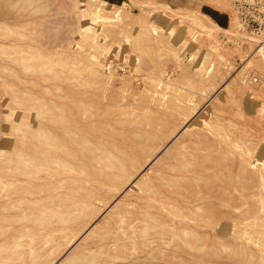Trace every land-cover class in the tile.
<instances>
[{"label": "rangeland", "instance_id": "rangeland-1", "mask_svg": "<svg viewBox=\"0 0 264 264\" xmlns=\"http://www.w3.org/2000/svg\"><path fill=\"white\" fill-rule=\"evenodd\" d=\"M236 1L220 0L218 3L217 10L222 11L225 16L226 23L223 27L229 26L231 18L235 22L230 27L232 34L212 29L211 35L214 39L212 43L208 41L207 34L200 32L189 19L191 13L196 17L197 0H122L112 6L109 3L106 5L107 8H116L125 2L127 7L124 17L112 20L77 15L80 11L70 0H0V4L3 2L15 7L24 6L27 9L31 7L34 11L33 15L37 17L26 26L0 22V188L5 187L4 191L0 189V243L6 241L5 237H8L10 231L8 223L1 218L2 206L7 204L8 195L21 197L20 194H24L23 199L31 196V192L35 189L33 186L38 180L36 167L39 159L44 158L42 162L50 159L54 163L55 160L60 159L58 162L61 163V159L80 158L77 153V156L75 154L76 157H73L68 151L65 152L63 146L56 148L62 142L59 139L65 130L64 128L62 130V127H66V130H74L78 138L84 139L86 134V138H91L92 141L97 138L111 148L120 140V136L117 135L119 120L138 116L142 120L146 118L144 123L147 126H150L152 121L149 118H156L153 129L157 131L151 140L144 143L146 150L136 151L138 159L141 160L139 163L144 168L140 169L143 170L142 174H137L133 182L124 188L125 191L122 189L125 194L120 191V196L117 194L115 197L117 200L113 199L105 207L106 209L103 208V213H100L101 209L98 208L101 203L96 202L97 205H89V210L86 208L87 214L77 215L72 222L74 225L71 223L69 227L72 230L68 228L65 231V238L60 239L61 242L57 240L60 248L56 241L51 244L55 252L50 248L43 254L45 258L48 255L46 262L50 260H48L50 254L52 258L74 231L82 227L87 217L97 215L94 226L91 227L101 228L103 223L104 227H102L108 228V224L104 222L107 220L109 222L108 218L112 216V212L114 214V211L118 212L124 205L134 203L138 198L134 195L136 191L134 180L148 179L156 173L154 162L152 163L150 158H145V155L151 154L152 151L156 152L158 143L162 144L167 140L170 128L177 126L179 132L176 137H180L187 130H197L201 135L199 139L195 134L185 135L184 143L187 150H197L200 146L208 153L211 150H218V154L223 159H216L203 170V183L195 191L197 193L195 201L198 205L192 212L185 210H174L170 214L165 212L162 215V222L161 218L154 216L151 220L156 218L159 220H155V223L152 221V227L146 231V235L136 240L135 251L123 255L112 250L113 256L107 253L109 256L106 259L112 258L114 260L112 264H264V83L262 82L264 60L256 57L259 52L264 54V46L261 47L257 43L250 45L243 38L261 36L264 40V0H249L258 3H247L249 6L242 13L239 12L240 8ZM94 2L101 7L107 3L104 0ZM200 8L203 12L211 10L205 4ZM81 21H89V24L87 23L85 28H80L78 25ZM42 31L43 37L39 36L33 40L32 37ZM183 68L185 69L181 70ZM157 77L159 80L163 78L165 82L162 83L161 80L158 82ZM255 77H259V80H254ZM225 81L228 83L224 86ZM158 94H161V98ZM207 97H210L209 100ZM150 98L154 99L150 100ZM99 102L106 106L102 104L99 106ZM149 106L151 110L147 108ZM84 109H87V113ZM200 109L202 110L199 111ZM124 110L131 115L127 116L126 111L127 114H123ZM63 111H67L68 115L61 114ZM151 111L156 112L151 113ZM196 111H199V114L197 112L195 115ZM55 112L57 115H54ZM162 113L164 119L159 120L158 116ZM52 115H54L53 119L49 118ZM69 119L72 123L74 121L71 128ZM49 120L52 123L54 121L55 124L49 123ZM112 120L116 122V126L112 124ZM60 121H63V124ZM183 121L184 124L192 122L191 129H185L187 126L181 123ZM49 126L54 127L51 132L58 131V134L54 132L57 134L54 136L53 133H49ZM35 129L39 132H34ZM33 132L41 135H35L37 137L34 139ZM37 138H41L40 142ZM174 139L156 152V161L163 160L164 153L175 151L174 144L178 138ZM37 140L36 148L40 147L36 150L33 143L37 144ZM54 141L58 142L55 148L52 144ZM50 146L56 151L54 152ZM66 147L65 150L69 151L74 148L73 145L68 144ZM40 152L44 153L41 154L43 156L46 154V158L40 155L41 158L38 159L36 156H39ZM16 153L20 155L21 160H16ZM57 154L60 157L62 154V157H56ZM56 165L58 168H54L56 174L54 179L56 177L59 179L63 177L65 170L61 171L65 167ZM42 168L44 167L41 165ZM151 168L155 171L152 172ZM27 170H31L29 176L25 175ZM144 172L147 173L143 175ZM16 179L20 184H13L18 183ZM20 179L25 182H21ZM58 179L55 181H59ZM9 181H12L11 184ZM63 181L53 184L54 188L57 191L61 190L62 193L67 189L65 193L72 191L71 193L78 194L79 190V192L84 189L89 190L87 186L92 185V182L83 179L77 184L69 185V189L66 183L62 184ZM60 184L62 186L57 189V185ZM16 185L18 190L15 189ZM128 190L129 193L126 194ZM112 192L113 189L108 194L104 193L105 197ZM97 209H100L98 210L100 215L94 212ZM184 214L188 216L185 217ZM168 215L176 216L171 220ZM167 221L172 227L166 226ZM102 229L103 233L106 229L104 231ZM88 230L62 253L60 259L64 260L70 255L75 249L73 244L82 245ZM154 231L161 234L157 235L159 238L154 236L153 239L151 234ZM102 233L97 229V235L94 233V237L98 238ZM43 255L41 257L44 258ZM43 258L42 261L40 260L43 262L41 264H46Z\"/></svg>", "mask_w": 264, "mask_h": 264}, {"label": "bare ground", "instance_id": "bare-ground-1", "mask_svg": "<svg viewBox=\"0 0 264 264\" xmlns=\"http://www.w3.org/2000/svg\"><path fill=\"white\" fill-rule=\"evenodd\" d=\"M70 1L80 11V13H77V15L80 14L83 17L84 16L85 17L94 16L96 18H101V19L104 18V19H111L112 20V19H119L123 15H126V9H127L126 4H125L126 2L119 4L118 7H116V8H111V7L107 8L106 5L109 4L108 2L105 4L104 7H101L99 4H96L94 2V1L101 2L102 0H70ZM218 3H220V0H197L198 9L196 12L197 13L196 17H195V14H192V13H191V15H189V19L192 22V24L200 32L207 34L208 41L212 42V43H214V39L212 38V35H211L212 29L218 30L220 32L231 33L230 27L235 22L231 18L228 27L217 26L216 24H214V22H212L210 20V18H208V16H206L200 10V6L204 5V4L209 5L215 9H219ZM109 5L112 6L113 4H109ZM163 5L161 4V6H163ZM164 6H166V5H164ZM30 10H32V12H29ZM35 11H37V10H35ZM33 14H34V11L31 7L27 9L24 6L15 7V6H12L11 4L3 3V2L0 4V22L2 24H4V23L5 24L15 23L16 25L26 26L28 24H31L32 21H35L37 19V17ZM186 20H187V18H186ZM87 23L89 24V21H83V22L81 21L78 26L80 28H85L88 25ZM49 28H50V26H49ZM39 36L43 37V31L40 33L37 32L35 37H32V38H33V40H36L34 38H36V37L39 38ZM243 38H244V41L250 45L257 43V45H261V47L264 46V40L261 36H249V37L244 36ZM13 42L15 43V40H13ZM216 46H217V44H216ZM190 50H192V49H190ZM192 52H194V51L192 50ZM192 55H194V53ZM192 55L190 54V56H192ZM256 57L264 60V54L262 52H259ZM191 58H193V56ZM254 63H256V62H254ZM250 64H252V63H250ZM256 64H259V62ZM187 68L188 67L186 66V69ZM161 69H163V68H161ZM184 69L185 68H183L181 70H184ZM235 71H236V75H237V70H235ZM165 72H163V73L166 74ZM78 75H76V76L78 77ZM241 75H242V72H241ZM79 76H81V74ZM229 77H231V75ZM263 77H264V75H263ZM165 78H166V75H165ZM157 79H158V82L160 80L162 83H163V81L165 82V80L163 78H160V80H159V78L157 77ZM168 79H169V77H168ZM150 80H151V78H150ZM155 80H156V78H155ZM254 80H259V77H255ZM226 81H225L224 86L227 85L226 83H228ZM168 82H167V84H169ZM262 82L264 83V81H262ZM104 83H105V81H104ZM106 83H108V82H106ZM162 85L166 86V84H162ZM221 87L223 88V86H221ZM218 89L219 88H217L216 90H218ZM153 91H154V89H153ZM88 94H90V93H88ZM158 95H159L158 97L161 98V94H158ZM210 97H207L208 100ZM72 98H74V97H72ZM153 99L154 98H150V100H153ZM204 103H203V105H205ZM101 104L104 105V103H100L99 106H101ZM157 104H158V102H157ZM65 105H66V103H64V106ZM136 105L139 106V104H136ZM82 106H83V104H82ZM104 106H106V105H104ZM155 106H156V104H155ZM114 107H115V105H114ZM62 108H63V106H62ZM102 108H103V106H102ZM147 108H149L151 110L150 106ZM99 109H100V107H99ZM84 110L87 113V109H84ZM201 110L202 109H200L199 111H201ZM61 111H62V109H61ZM125 111L126 110H124L123 114H125ZM153 111H151V113L156 112V111L155 112H153ZM199 111L194 112L195 115L197 112L199 114ZM126 112L128 113V114L126 113L127 116H129L130 113L128 111H126ZM144 112H145V110H144ZM205 112H207V111H205ZM139 113H141V112H139ZM139 113H137V114H139ZM148 113H146V116H148L147 115ZM164 113H166V112H164ZM55 114L57 115L56 112L54 113V115ZM61 114H67L68 115L67 111H63ZM73 114L74 113L72 111V115ZM89 114H90V112H89ZM102 114H104V113H102ZM36 115H38V113ZM54 115H52V117L49 116V118L53 119ZM59 115H58V117H59ZM86 115H88V114H86ZM141 115H142V113H141ZM79 116L81 117L82 115H79ZM93 116H94V113H93ZM188 116H190V114ZM63 117L64 116L62 115V119H63ZM162 117H164L163 113H162V115L160 114V116H158L159 120L164 119ZM193 117H195V116H193ZM201 117L203 118V116H201ZM55 118H56V116H55ZM199 118H200V115H199ZM149 119L152 120L150 126H147L144 123L146 118H145V120H142L138 116L135 118L128 117L127 119L119 120L118 123H120V124H118L119 127H118V132H117L118 134L117 135L120 136V140L117 142V145H113V146H111V148L107 146V143H104V141H99V140H97V138L95 141H92L91 138H86V134H85L84 139L78 138L77 136H75L76 134L74 133V130L71 129V131H70V130H66V127H62L61 128L62 130H63V128L65 129L64 132L62 133L63 135L61 134L62 137L60 135L61 138H59L60 141H62V142L59 145H57L56 148H59V146H63V147H65V148H63L65 152L68 151V153H70V155L73 157H76L78 154V157H80V158L79 159H77V158L72 159L71 158V159H64V160L61 159V161H62L61 163L58 162L60 160L59 159L57 161L55 160V163H54V162L50 161V159H47V160L45 159L44 162L41 161L44 158L39 159V158H41L40 155L44 154L43 153L44 151L40 152L39 156L38 155L36 156L39 159V163L37 161L38 167H36V169H37L36 170V177L38 180H36L37 181L36 185L33 186V187H35V189L32 188V189H34V191L31 192L32 193L31 196H28V198L23 199L22 196H24V194L23 195L20 194L21 197H16L17 195H13V197H11V196L9 197V195H8V197H7L8 201L6 202L7 204L2 206L3 215L1 216V218L8 223V227L10 228V231H9L8 237H5V238H7L6 241L4 240V242L0 243V264H41V263H43V262H41L42 261L41 259L43 258L41 256L43 254H45V252L50 248L52 251L54 250V249H52L54 247H52L51 244H53L57 240L60 241V239L65 238V231L69 227H71V223L74 222L77 215H80V214L84 215L89 210L88 209L89 205L94 206L96 204V202L101 203V206L99 205L100 207L96 206V208L98 207L101 210L97 209V211H94V212L96 213V212H98V210H100V213H103L102 212L103 208H105L107 205H109L110 202H112V200L115 199L117 194H118V196H120V191L123 192L122 189H124L126 186H129L130 183L133 182V179L135 176H137V174L140 175V174H142L141 171L143 172V170H140V169H144V168H142V164L139 163V161H141V160L138 159V156H137L138 152L136 153V151L137 150L141 151V150L145 149L146 144L144 145V143L147 142L148 140H151L152 136L154 137V135L157 133V131H154V129H153V124H154L156 118H149ZM38 120H37V122L42 121L41 119L39 121ZM97 120L99 121L100 119H97ZM106 120H107V118H106ZM113 120H112V122H113ZM115 120H118V118ZM88 121H87V124H88ZM107 121L109 122V120H107ZM48 122L52 123V122H50V120ZM62 122L63 121H60V123H62ZM69 122H70V128H71L74 121H73V123L71 122V120ZM184 122L185 121H183L181 123L184 124ZM40 123H36V124H40ZM164 123H165V121H164ZM52 124L53 125L55 124L54 121ZM68 124L69 123H67V125ZM94 124H96V123H94ZM112 124L116 126V122L115 123L113 122ZM49 125H51V124H49ZM67 125H65V126H67ZM192 125H193L192 122L191 123L187 122L186 124H184V126H187V128L185 127V129H191ZM180 126L183 127L181 124H180ZM57 127H55V128H57ZM67 127H69V126H67ZM106 127H105V129H106ZM53 128L52 127L50 128V126H49V130H50L49 133H51V134L53 133V135L55 136L58 134L57 133L58 131L57 132L54 131L55 133H57V134H54V132H51L53 130ZM98 129H100V128L98 127ZM170 129L171 130H170V132L166 138L167 140H165V142L162 144L158 143V146L156 147L157 148L156 152H158L160 150V148L163 149L164 147H166L168 145V141H171L174 138H178V140L174 144L175 151H173L171 149L172 150L171 152L164 153V157L161 156V157H163V160L161 159L159 161L155 160V158H157L156 152L152 151L151 154L145 155V158H147V159L150 158L152 163L153 162L155 163V164L153 163V165L156 167V173H154V175L151 176L150 178L148 177V179L146 178L144 180H140V178H139V181L134 180V184H135L134 189L136 190L134 195H137L139 199L136 196V198H137L135 200L136 202L134 201V203L130 202V203L124 205L123 208L121 209L122 211L121 210H119L118 212L114 211V214L112 212V216L109 214L111 216L108 218V219H110L109 222H108V220L104 222L106 225L108 224V226H107L108 228H103L104 227L103 223H102L103 227L100 224H98L99 226H101V228H98V227H96V228L98 230L100 229V233H102L101 232L102 228H103L102 231H104V229H106L98 238L96 236L94 237L97 229L94 227H91V226H94V222H95L97 215L96 214H95L96 216L91 215L92 214V212H91V214H90L91 217L90 216L87 217L86 221L82 223L83 224L82 227H80L79 230H75L74 233L72 232L73 235L70 236V238H68V240L66 239L67 241L64 239L66 241V243H63L64 244L63 247L59 251L56 250L58 252H56L52 258H50L51 254L49 255L48 260L49 259L50 260L48 262H46V258L48 255H46V258L43 255L45 258L44 262L46 264H67L68 262H69L68 264H112L114 261L112 258L106 259L109 256L108 254H111L112 250H114L115 252L117 251V253H119V252L123 253V255H125V253L127 254V252H129V251L130 252L135 251L136 248L134 246V243L136 242V240L139 238L142 239V237L146 235V231L150 227H152V224H151L152 221L155 223V220H157V218H161L160 219V221H161L163 218L162 217L163 213L167 212L168 214H170L174 210L175 211L176 210L177 211H180V210L184 211L185 210L186 212L187 211L192 212L193 208L196 205H198L195 201V197L197 195V193H195V191L198 189L199 185L203 183L202 182L204 180L203 179L204 178L203 173H202L203 170L208 167L209 163L216 161V159H223V158L221 157V155L218 154V150H211L210 153H208V152L203 151L201 146L197 150H187L185 143H184L185 138H186L185 135H194L195 134L199 139L201 137V135H199L197 133V130L196 131L187 130V132H184L180 137H176L178 135V132H179L177 130V126H174V127L172 126ZM13 130H15V128ZM80 130H82V129H80ZM88 130L89 129H87V131ZM36 131H37V129L34 130V132H36ZM95 131H97V130H95ZM38 132H36V133H38ZM36 133H34V139L39 135ZM103 134H104V131H103ZM35 135H37V136L35 137ZM27 138H28V135H27ZM112 138H114V137H112ZM37 139L40 142L41 138L40 139L37 138ZM93 139H95V138L93 137ZM38 140H37V144H36V142H34L36 140L32 141V142H34L33 144L35 145L34 148H36V146L38 145ZM174 140H176V139H174ZM56 141H59V140H56ZM47 144H48V141H47ZM52 144L54 145V148H55V145L58 144V142L55 143V141H54ZM67 144L69 146L73 145V147H74L73 150L72 149H71V151L65 150L67 148L66 147ZM39 147L40 146H38V148ZM10 148H11V146H10ZM38 148H36V150ZM54 148H52V150ZM151 148L153 149V146H151ZM47 149H45V150H47ZM8 151H9V149H8ZM12 151H14V150H12ZM49 151H50V149H49ZM55 151H56V149H54V152ZM57 151H58V149H57ZM8 153H10V151ZM16 154H17L16 160H18L20 155H18V153H16ZM51 154H52V151H51ZM75 154H76V156H75ZM45 155L44 156L41 155V156L45 157ZM54 155H55V153H54ZM60 155L62 157V154H60ZM21 157H24V155H21ZM56 157L61 158L59 155ZM145 158H143V159H145ZM6 160H8V159H6ZM19 160H21V159H19ZM32 160H35V159H32ZM22 161H24V159H22ZM51 163L54 165H52ZM252 163L250 165H252ZM56 164L63 165L65 167V169H63L61 171V172H63L65 170L63 172V177L62 178L60 177L59 179L57 177L54 179V176L56 175L54 168H56V167L58 168V165H56ZM41 165L44 167V168H42V169H44L43 173L41 172L42 171ZM63 166L61 168H63ZM13 168H15V167H13ZM17 168H18V166H17ZM19 168H20L19 170H21V167H19ZM151 169L153 170V168H151ZM29 171H31V170H27L25 175L29 176ZM137 171H140V172L137 173ZM154 171L155 170H153L152 172H154ZM149 172H151V171H149ZM56 173L58 174V172H56ZM146 173L147 172H144L143 175H145ZM26 178H28V177H26ZM57 179L59 181H55ZM83 179H84V181L92 182V185L90 184L92 187L91 186H89V187H91L93 189H91L87 186V189H89V190H85V189L83 190V188H82L81 190H83V191L79 192L80 191L79 190L78 194H77V193H71L72 191H70L69 193H65V192H67V189L65 188L66 191H64L62 193V192H60L61 190L57 191L54 188L55 185H53L54 182H60L61 180H64L65 182L63 181L62 184L65 185V183H66V185H68V188H69V185L75 184V183L77 184V182L83 181ZM15 181H17L18 183H13V184H20L19 180L16 179ZM10 182H12V181H9V183ZM21 182H25V180H21ZM2 184L4 185V183H2ZM62 184L57 185V189H58V187H61ZM12 187H14V185ZM4 188H2V189L0 188L1 191ZM71 188H73V187H71ZM15 189H17V185H16ZM111 189H113V192L108 197H105L104 193L108 194ZM6 190H8V189H6ZM75 190H76V188H75ZM26 191H29V190H26ZM26 191H25V193H26ZM124 191H125V189H124ZM16 193L17 192L15 191L14 194H16ZM18 193H20V192H18ZM21 193H22V191H21ZM128 193H129V190H128V192H126V194H128ZM28 194H30V193H28ZM58 196H59V198H58ZM127 198H128V196H127ZM116 200L117 199H115V201ZM119 202L120 201H118V204L120 205ZM121 206H122V204H121ZM112 207H114V206H112ZM112 209L114 210V208H112ZM112 209H111V211H112ZM118 209H116V210H118ZM100 213H99V215H100ZM178 213H180V212H178ZM105 214H107V213H105ZM154 216H157V218L155 220L154 219L151 220V218H153ZM168 216L171 217L170 218L171 220H174L176 215L175 216L168 215ZM184 216L187 217L188 214H184ZM106 217H107V215H106ZM239 220H242V219L239 218ZM106 222H108V223H106ZM240 222H242V221H240ZM79 223H80V220H79ZM218 223H220V222H218ZM72 224L74 225V223H72ZM163 224H166V223L163 222ZM163 224H162V226H163ZM166 226H169L168 221H167ZM223 226L224 225H222V227ZM89 227L92 228L90 231L88 230ZM169 227H172V225ZM69 229H71V228H69ZM170 229L168 230V232L170 231ZM73 230H74V227H73ZM86 230H88L87 231L88 234L85 235L86 238L84 239L82 245L79 244L77 246V244H76L74 246V244H73V248L75 247V249L70 253V255L66 259L64 258V260L60 259L62 253L65 252L72 245L73 242L75 243V240L77 241V239L82 235V233H84V232L86 233ZM152 230H154V229H152ZM175 233L176 232H174L173 235H175ZM151 235L154 237L157 235L159 236L161 234L157 231H154ZM92 236L95 239L91 238ZM153 239H155V237ZM80 240L82 241V239H80ZM59 241H57L56 243H58L59 248H60ZM54 252H55V250H54ZM68 252H69V250H68ZM66 253H65V255H66ZM103 255H105V256L102 257ZM38 258H40L41 261L40 260L38 261ZM44 258H43V260H44ZM122 258H124V257L122 256Z\"/></svg>", "mask_w": 264, "mask_h": 264}, {"label": "crops", "instance_id": "crops-1", "mask_svg": "<svg viewBox=\"0 0 264 264\" xmlns=\"http://www.w3.org/2000/svg\"><path fill=\"white\" fill-rule=\"evenodd\" d=\"M104 1L111 3V4H116L122 0H104ZM206 6H208L211 10H208L207 12H203L201 8H200V10L206 16H208V18H210V20L212 22H214L217 26L223 27V25H225L226 21H225V16L223 15L222 11L217 10V9H215L209 5H206Z\"/></svg>", "mask_w": 264, "mask_h": 264}, {"label": "built area", "instance_id": "built-area-1", "mask_svg": "<svg viewBox=\"0 0 264 264\" xmlns=\"http://www.w3.org/2000/svg\"><path fill=\"white\" fill-rule=\"evenodd\" d=\"M236 3H238V6L240 8L239 12L242 13L243 10H246L249 6V4L247 3H258V2H252V1H249V0H237Z\"/></svg>", "mask_w": 264, "mask_h": 264}]
</instances>
